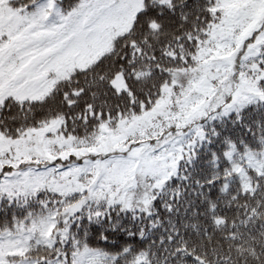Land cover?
<instances>
[{
    "label": "snow or ice",
    "instance_id": "snow-or-ice-1",
    "mask_svg": "<svg viewBox=\"0 0 264 264\" xmlns=\"http://www.w3.org/2000/svg\"><path fill=\"white\" fill-rule=\"evenodd\" d=\"M55 3L72 26L89 16L111 22L130 6L129 0ZM37 5L38 0H0V16L7 18L8 26H14L28 19ZM186 7L188 0H144V7L136 13L133 31L140 28L141 38L127 45L110 67L123 74L137 103L131 102L127 92H117L107 83L111 77L100 74L93 82L77 80L83 89L77 93L54 90L39 102V109L5 100L0 105V132L8 129L15 135L16 128L29 122L35 126L49 113L55 114V108L81 135L90 138L100 120L86 117L89 110L115 115L132 108L138 114L140 102L150 108L162 84L180 79L166 71L179 62V53L169 55L171 43L160 40L158 34L155 45L144 39L145 29L152 31L148 24L153 18L177 21L179 14L185 19L172 25L178 28L186 23ZM172 43H183V39L174 38ZM106 58L101 57L93 67ZM255 62V68L242 65L218 85L187 127L173 125L160 138L170 137L149 155L172 153L171 159L179 158L175 169L165 167V156L151 163L155 174H145L141 166V171L133 174L134 182L123 188L112 185L110 192L105 191L101 181L85 188V197L97 189L104 195L87 198L73 216L60 221V231L50 247L40 244L27 226L34 220L42 224L51 216L53 204L62 202L56 198L59 194L28 188L15 179L45 166L38 164L30 170L6 164L0 168V264H264V52ZM137 71L144 72L142 79L136 78ZM240 72L245 73L244 83ZM182 85L183 81L174 91L179 93ZM134 147L138 145L123 153L53 161L45 170H67L74 166L72 161L77 166L109 161L110 169L114 155L135 163L137 158L129 157ZM107 174L102 172L101 177ZM83 175L91 178L93 173ZM41 248L48 249L50 255L41 259Z\"/></svg>",
    "mask_w": 264,
    "mask_h": 264
},
{
    "label": "rangeland",
    "instance_id": "rangeland-1",
    "mask_svg": "<svg viewBox=\"0 0 264 264\" xmlns=\"http://www.w3.org/2000/svg\"><path fill=\"white\" fill-rule=\"evenodd\" d=\"M220 14L211 23L206 39L200 44L195 54L196 64L193 67L176 70L171 84L163 89V94L154 106L141 114L119 119L115 126L104 124L90 138H80L73 135L64 136L59 130V124L51 122L38 129L24 132L19 138L12 139L0 136V168L10 165L13 168L35 169L39 165L45 167L53 161H67L69 157L88 158L91 155H106L108 153H123L132 148L129 157L137 158L133 163L128 157L114 155L109 161H96L87 165H75L67 170L57 171L55 167H41L39 171L25 172L23 181L28 188L48 189L57 194L84 192L91 189L98 181L105 186V191H111L112 185L121 188L134 182V173L142 171L145 174H155L150 167L154 160L168 157L165 167L175 169L178 162L171 159L172 153H159L150 156L155 148L167 142L162 136L175 125L177 129L185 128L198 114L207 99H211L218 85L229 80L237 70L246 65L255 68V58L264 48V0H220ZM4 25L0 21V26ZM27 31V30H26ZM28 34V33H27ZM27 40L24 34L18 40ZM2 58H0L1 61ZM1 76V71H0ZM244 72H240L244 83ZM32 66L27 67L15 79L8 83H0V98L13 94L19 98L31 97L35 93ZM250 79V77H249ZM179 93L174 91L181 84ZM215 82V83H214ZM19 83V84H18ZM156 141V144H151ZM158 172L163 171V167ZM91 172L92 177L79 176ZM102 172L109 174L101 177ZM166 178V177H165ZM103 192L89 191L88 197L83 194L74 203L62 210L61 219L66 220L84 205L87 198H102ZM60 231V229L58 230Z\"/></svg>",
    "mask_w": 264,
    "mask_h": 264
},
{
    "label": "trees",
    "instance_id": "trees-1",
    "mask_svg": "<svg viewBox=\"0 0 264 264\" xmlns=\"http://www.w3.org/2000/svg\"><path fill=\"white\" fill-rule=\"evenodd\" d=\"M219 1L188 0V7L184 9L186 23L180 24L178 28L172 27V25L185 19L184 16L179 14L177 15V21H171L169 17H165L163 20H159V18L151 20L148 28L152 31L149 32L145 29L144 39L155 45L157 39L155 34H158L160 40L171 43L169 55L175 56L179 53V62L166 68V71L174 73L176 70L190 68L196 64L194 56L200 44L206 39L211 23L216 20L218 12L220 14ZM129 5L118 18L111 22H102L96 17L89 16L75 26H72L66 20L65 13L56 5L55 0H38L37 8L33 9V14L14 26H8L7 18L0 16V21L4 23L0 26V58H2L0 61V83H8L14 80L16 75H19L29 66H32L33 80H35L34 95L19 98L13 94H6L0 98V105L5 100H10L12 104L35 105L39 109L42 107L39 102L44 101L54 90L77 93L83 90L77 85V80L81 84L84 83L85 79L93 82L100 74L111 77L107 83H110L117 92H127L128 96L132 98L131 102L133 104L137 103V97L129 89L123 74L116 71L115 67H110L117 60V57L124 53L127 45H131L141 38L140 28L133 31V25L136 21V13L144 7V0H129ZM162 24L164 25L163 30H161ZM129 33H132V35H128ZM177 33L179 37L176 36ZM24 34H26V37L28 36L27 40L15 41ZM174 38H182L183 43H172ZM137 51L140 50L137 49ZM262 52H264V48ZM101 57L107 58L103 64L94 68L93 66L97 64ZM189 58L191 62H189ZM141 60H143V57H141ZM144 67L148 66L145 65ZM143 76V71H137L136 78L138 80L142 79ZM167 84L164 83L160 86V95L155 98V102L150 108L145 109L144 104L140 102V112L138 114L154 106L163 94V89ZM64 111L67 112V109ZM52 112L55 114L49 113L45 119L38 121L35 126L31 122L26 126L22 124L15 129V135L9 134L8 129H5L0 132V136L16 139L26 131L38 129L46 123L57 121L59 124L58 130L64 136L73 135L86 138L76 130L74 125L68 123L64 114L56 112L55 108ZM138 114L132 108H129L127 113L117 112L115 115L100 112L93 113L90 110L84 115L86 117L95 116L97 120H100V123L96 125V129H98L104 124L111 126L113 122L116 124L119 119ZM83 176V173H81L77 178H83ZM43 190L48 193H55L48 189ZM82 194L83 192L79 191L66 193L64 196L59 194L56 198L61 199L62 202L60 205L53 204L51 216L47 217L42 224H37L35 220L29 222L27 227L30 231L35 232L37 241L40 244L51 246L59 230L57 224L62 221V210L81 198ZM48 255H50L48 249H40L39 256L41 259Z\"/></svg>",
    "mask_w": 264,
    "mask_h": 264
}]
</instances>
